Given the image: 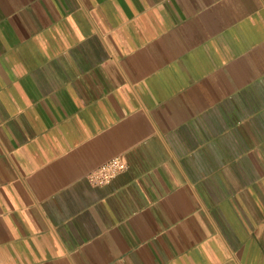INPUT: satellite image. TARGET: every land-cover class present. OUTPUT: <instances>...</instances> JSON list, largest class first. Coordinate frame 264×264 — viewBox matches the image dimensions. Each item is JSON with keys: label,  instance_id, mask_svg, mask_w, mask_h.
<instances>
[{"label": "crops", "instance_id": "crops-1", "mask_svg": "<svg viewBox=\"0 0 264 264\" xmlns=\"http://www.w3.org/2000/svg\"><path fill=\"white\" fill-rule=\"evenodd\" d=\"M0 264H264V0H0Z\"/></svg>", "mask_w": 264, "mask_h": 264}, {"label": "built area", "instance_id": "built-area-1", "mask_svg": "<svg viewBox=\"0 0 264 264\" xmlns=\"http://www.w3.org/2000/svg\"><path fill=\"white\" fill-rule=\"evenodd\" d=\"M127 164L118 157H113L99 165L87 174V179L95 186H104L109 184L113 178L124 171Z\"/></svg>", "mask_w": 264, "mask_h": 264}]
</instances>
